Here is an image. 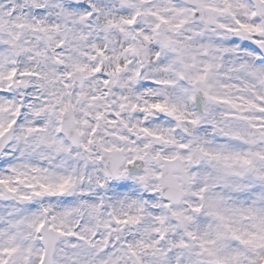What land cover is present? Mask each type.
<instances>
[{
  "label": "snow or ice",
  "instance_id": "snow-or-ice-1",
  "mask_svg": "<svg viewBox=\"0 0 264 264\" xmlns=\"http://www.w3.org/2000/svg\"><path fill=\"white\" fill-rule=\"evenodd\" d=\"M0 264H264V0H0Z\"/></svg>",
  "mask_w": 264,
  "mask_h": 264
}]
</instances>
